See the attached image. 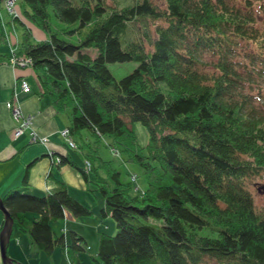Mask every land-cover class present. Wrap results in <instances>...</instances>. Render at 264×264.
<instances>
[{
    "label": "trees",
    "instance_id": "obj_1",
    "mask_svg": "<svg viewBox=\"0 0 264 264\" xmlns=\"http://www.w3.org/2000/svg\"><path fill=\"white\" fill-rule=\"evenodd\" d=\"M78 1L23 0L25 15L47 33L39 41L18 14L10 22L24 26L15 56L30 60L41 91L56 112L68 114L70 136L88 145L84 129L96 142L107 136L144 173L145 185H134L132 171L123 180L94 155L109 177L95 181L99 214L116 228L100 232L95 263L264 264V209L248 186L264 177V112L246 89L264 74L253 65L264 58V0H135L123 7ZM52 16L75 25L63 32L76 34V42L52 30ZM147 18L155 36L127 39L131 23ZM248 42L256 49L247 51ZM11 57L0 53V62ZM129 60L137 64L120 78L107 65ZM134 121L148 130L145 146ZM57 164H71L88 184L93 179L94 164L85 170L66 154ZM30 166L1 197L14 226L47 257L57 248L68 264H82L84 235L69 228L68 241L66 226L58 232L53 222L92 209L64 181L45 194L30 192Z\"/></svg>",
    "mask_w": 264,
    "mask_h": 264
},
{
    "label": "crops",
    "instance_id": "obj_2",
    "mask_svg": "<svg viewBox=\"0 0 264 264\" xmlns=\"http://www.w3.org/2000/svg\"><path fill=\"white\" fill-rule=\"evenodd\" d=\"M1 31H3L2 28ZM8 38L9 40L4 38L0 42L3 43L0 45H4L3 51L0 53H11V48L19 41L17 34L10 33ZM22 78L28 81L30 91H22L19 85ZM16 79L18 80L16 81ZM13 93H16L17 102L21 105L23 112L33 115V127L37 132L40 135H47L50 139L45 145L31 142L27 130L18 138L12 136L14 120L7 107V101ZM68 124V114L56 112L50 98L41 91L36 72L32 67L12 66L7 61L0 62V197L10 189L20 185L25 170L30 164L32 165L29 168V187L32 193L45 194L50 192L57 186L58 181H64L74 196L76 194L71 189L78 188L84 191L89 187L91 183L88 184L74 166L57 164V157L60 154H66L82 166L80 156L75 152H70L59 135L60 131L66 128ZM53 156L55 163L52 159ZM77 197L80 199L79 196ZM100 204H103L101 200ZM92 212L94 213L93 208ZM99 216L100 214L97 216L94 225L96 233L99 231L98 236L100 232L113 228V223L109 217L104 219L99 218ZM68 220L69 227H71L70 225L77 223L78 219L70 216ZM2 222L3 214L0 211V228ZM102 223H105V227ZM67 225V223L59 224L58 230L55 227L54 229L59 231V227H67ZM81 233L85 235L83 232ZM12 237L8 245V254L12 258L23 264H32L29 257L34 256L41 261V264H56L57 261V264H60V249L56 248L52 256L47 257L31 243L29 236L20 229H14ZM0 264H2L1 253ZM66 264H68L67 261Z\"/></svg>",
    "mask_w": 264,
    "mask_h": 264
},
{
    "label": "rangeland",
    "instance_id": "obj_3",
    "mask_svg": "<svg viewBox=\"0 0 264 264\" xmlns=\"http://www.w3.org/2000/svg\"><path fill=\"white\" fill-rule=\"evenodd\" d=\"M73 3H80L78 0H72ZM107 5H116L118 7L128 6L135 3V0H103ZM259 1V0H258ZM15 7L17 14L20 16L21 20L24 22L26 26H28L33 35V41H39L43 38L47 37V33L40 28L35 22H33L31 19H29L25 13L24 9L26 8L23 0H16L15 1ZM161 5V3H159ZM260 13H262L260 11ZM259 13V14H260ZM11 16L8 15L6 9H5V0H0V26L3 29V32L5 33V36H8V34H17L18 39L22 37V33L24 31V26L21 23L18 22H10ZM160 22V20H156V23ZM259 22H261V16L259 17ZM154 22L147 18L142 19L139 21H135L131 23L128 33H127V39L131 38H140L144 31H147V33L151 36H155L154 33ZM75 25L72 24H66L64 22H60L55 17L52 16L51 19V27L52 30H55L56 32H59L60 36L65 37L68 40H71L73 42L77 41V35L76 34H69L68 32H63L66 29H71ZM6 38V37H5ZM7 39V38H6ZM9 40V38L7 39ZM3 44V43H0ZM148 46V44L146 43ZM4 45H0V52L3 51L2 47ZM242 46L247 49V51H253L256 49V46L253 42L248 43H242ZM94 53V51H93ZM241 57V56H239ZM253 65L256 67H264V58H261V60L253 61ZM137 62L134 60L129 61H122V62H108L107 65L109 69L111 70L112 74L116 78H120L130 72L135 66ZM241 71L244 70V68H239ZM256 82H253L251 86H246V89H248L250 92L254 93V100L252 101V105L254 108L261 109L264 112V74L260 73L256 75ZM20 112L22 110L21 105H19ZM24 113V112H23ZM27 114V113H24ZM12 115V114H11ZM13 118V116H12ZM132 126L134 128L137 142L140 146H145L149 140V133L144 124H142L140 121H134L132 123ZM37 131V130H36ZM83 138L85 139L88 144H83L82 140L79 136L74 137L73 139H63L62 141L67 145L70 152H75L80 156L83 169H89L90 166L95 167V170H89L90 175L93 177L91 184L87 189L84 191L74 188L71 189L72 192H74L77 196L80 197L78 200L85 205L86 207L90 206L91 209L93 208L94 213L92 212L90 215L87 216H77L72 214L71 212L68 213V216H71V218L78 219L77 223H72L69 227V220H58L57 222H53L55 225L54 227L58 230V225L67 223L66 227V236L69 241V228L73 229L76 228L79 232H83L86 238L87 244H84V249L79 252V256L81 258L82 264H96L93 257L97 256L98 252V245H99V236L98 232L96 233V229H94V225L96 224V218L99 215V209H100V200L103 203V196L98 188V184L95 182L96 178L98 180H109V177L107 176V173L105 170L100 166L98 167V158L94 155L99 154L100 158L105 159L107 161H110L111 165L121 171V178L123 180H126L129 177L128 171H132V176L130 177L132 183L134 185H145L146 180L143 171L134 163H127L125 162L124 158L125 155L123 152H121L119 149H117L110 141V138L105 136L100 142H96L94 137L88 132V130L84 129L82 131ZM60 135V133H59ZM43 137H48L47 135H43ZM61 138H63L60 135ZM50 140V139H49ZM35 143H38V141H35ZM45 145V144H44ZM93 154V156H91ZM97 156V155H96ZM92 164H91V160ZM126 166H125V165ZM128 167V168H125ZM128 170V171H126ZM95 171H97L95 173ZM248 186L249 190L251 191L254 202L258 208L264 209V177L262 176H255L253 178H250L248 180ZM259 185L260 189H257V186ZM140 186V187H142ZM134 190V188H133ZM75 197V198H76ZM94 206V207H93ZM89 207V208H90ZM1 211V210H0ZM2 212V211H1ZM3 214V213H2ZM101 216H99L100 218ZM105 219V218H104ZM109 219L113 223V228L109 230H105L103 232L107 234H114L116 231L115 228V221L112 217L109 216ZM72 222V220H70ZM3 223V222H2ZM103 227H105V223H102ZM14 229H19L17 226H14ZM13 229V230H14ZM65 227H59V231L61 232ZM68 230V231H67ZM112 230V231H111ZM76 231V230H75ZM77 231V232H78ZM81 234V233H80ZM14 239V236L12 237ZM11 238V239H12ZM60 251V258L61 262L60 264H66L67 258L66 256ZM30 263L32 264H41V261L38 260L37 257L30 256L29 257ZM68 262V261H67ZM58 263V261H57ZM56 263V264H57ZM44 264V263H42Z\"/></svg>",
    "mask_w": 264,
    "mask_h": 264
},
{
    "label": "built area",
    "instance_id": "obj_4",
    "mask_svg": "<svg viewBox=\"0 0 264 264\" xmlns=\"http://www.w3.org/2000/svg\"><path fill=\"white\" fill-rule=\"evenodd\" d=\"M15 1L16 0H5V9L10 16L17 14ZM6 38L8 39V36H6ZM11 53H12V57L9 63L12 66H17V65L26 66L30 64V60L27 57L15 56L16 54L14 53L13 48H11ZM19 85L22 91L24 92L30 91V85L26 79H21ZM19 105L20 104L17 102L16 99V93H13L11 98L7 101V107L10 113L12 114L14 120L12 136L14 138H18L27 130L30 137V141L32 142L38 141L40 143L46 144L49 141V138L43 137V135H40L36 131V129L33 127V115L24 114L22 111L20 112ZM60 135L63 137V139H72L67 128L62 129L60 131Z\"/></svg>",
    "mask_w": 264,
    "mask_h": 264
},
{
    "label": "water",
    "instance_id": "obj_5",
    "mask_svg": "<svg viewBox=\"0 0 264 264\" xmlns=\"http://www.w3.org/2000/svg\"><path fill=\"white\" fill-rule=\"evenodd\" d=\"M258 189H260V187H258ZM0 210L3 213V223L0 228V253L2 258V264H23L20 261L12 258L8 254V245L10 243L13 234L14 220L11 217L9 211L4 206L1 197H0Z\"/></svg>",
    "mask_w": 264,
    "mask_h": 264
},
{
    "label": "bare ground",
    "instance_id": "obj_6",
    "mask_svg": "<svg viewBox=\"0 0 264 264\" xmlns=\"http://www.w3.org/2000/svg\"><path fill=\"white\" fill-rule=\"evenodd\" d=\"M3 32V31H2ZM3 37L5 38L6 36H5V34H4V32H3ZM22 79H24V78H22ZM18 79H16V81H17ZM19 82V81H18ZM63 139V138H62ZM32 142V141H31ZM38 143H40V142H38ZM41 144H43V143H41Z\"/></svg>",
    "mask_w": 264,
    "mask_h": 264
}]
</instances>
